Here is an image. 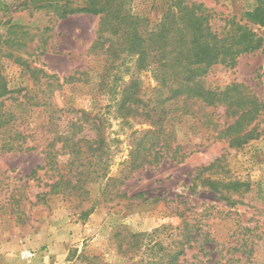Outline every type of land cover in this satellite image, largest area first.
<instances>
[{
	"label": "rangeland",
	"instance_id": "374dc122",
	"mask_svg": "<svg viewBox=\"0 0 264 264\" xmlns=\"http://www.w3.org/2000/svg\"><path fill=\"white\" fill-rule=\"evenodd\" d=\"M2 1L8 9L0 11V76L12 92L0 98V111L14 130L28 134L36 148L4 151L0 146V264H132L118 251L116 231L153 234L152 239L174 245L181 238L184 219L200 229L194 232L188 260L264 264V134L231 148L224 141L207 139L210 133L189 118L177 125L178 141L190 152L182 162L164 159L136 170L124 185L111 182L116 196H104L98 186L84 201L49 193L47 184L57 173L37 166L44 162L42 150L53 130L65 127L74 110L106 118L104 133L116 150L109 171L114 178L128 158L132 132L149 125L123 119L110 95L99 90L105 58L91 47L100 16L62 19L33 4L25 6L30 0ZM189 1L203 3L219 23L227 18L247 23L244 0ZM165 2L132 0L131 8L155 24ZM248 25L264 40V27ZM81 72H86L83 80L66 82ZM140 78L143 95L149 98L156 85L151 71H142ZM205 81L221 88L244 83L264 100V42L259 50L240 55L233 66L214 65ZM216 112L224 121V109ZM3 131L0 137L14 133ZM209 177L239 181L242 186L225 191L228 203L208 187ZM122 193L125 196L120 197ZM96 197L99 201H94ZM28 252L31 256L25 257Z\"/></svg>",
	"mask_w": 264,
	"mask_h": 264
},
{
	"label": "trees",
	"instance_id": "16d2710c",
	"mask_svg": "<svg viewBox=\"0 0 264 264\" xmlns=\"http://www.w3.org/2000/svg\"><path fill=\"white\" fill-rule=\"evenodd\" d=\"M131 1L30 0L24 3L62 19L78 14L100 16L97 37L91 47L105 58L99 90L110 95L123 119L132 117L149 125L148 129L132 132L128 158L123 162L120 176L114 178L109 171L116 150L104 133L106 118L83 109L74 110L76 114L64 129L53 130L54 136L42 150L44 162L37 166L57 173L54 181L47 184L51 194L76 196L84 201L91 199V190L98 186L104 196H116L118 191H112L111 182L124 185L136 170L156 166L164 159L182 162L190 152L178 141L177 125L189 118L210 133L207 139L224 141L231 148H240L264 134L261 127L264 100L249 86L234 82L223 88L212 87L205 81L214 65L233 66L240 55L263 46V38L248 23L264 27V0H244L243 16L247 23L234 18L219 23L203 3L166 0V8L155 24L133 13ZM7 9L8 5L0 0V11ZM144 70L151 71L156 83L149 98L142 91L140 73ZM78 74L67 77L66 82L81 81L86 72ZM11 92L0 76V98ZM218 108L224 109V121L216 112ZM10 127L11 122L0 111V129L14 132L0 137L2 150L36 148L30 145L27 133ZM206 184L228 203L225 191L240 190L242 186L239 181L223 182L211 177L206 179ZM94 201L99 200L96 197ZM182 223L181 238L174 245L152 239L153 234L118 230L114 233L118 251L128 255L132 264H208L203 259L197 263L187 259V251L196 240L194 232L200 229L187 219Z\"/></svg>",
	"mask_w": 264,
	"mask_h": 264
},
{
	"label": "built area",
	"instance_id": "2783aa9c",
	"mask_svg": "<svg viewBox=\"0 0 264 264\" xmlns=\"http://www.w3.org/2000/svg\"><path fill=\"white\" fill-rule=\"evenodd\" d=\"M24 256L25 257H29V256H31V253H29V252L28 253H25Z\"/></svg>",
	"mask_w": 264,
	"mask_h": 264
}]
</instances>
